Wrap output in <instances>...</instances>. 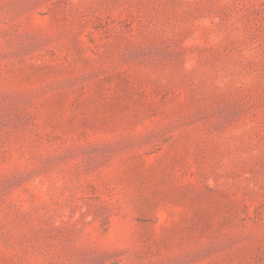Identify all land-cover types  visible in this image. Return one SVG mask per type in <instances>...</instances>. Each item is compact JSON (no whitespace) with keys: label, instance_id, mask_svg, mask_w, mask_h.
<instances>
[{"label":"rangeland","instance_id":"1","mask_svg":"<svg viewBox=\"0 0 264 264\" xmlns=\"http://www.w3.org/2000/svg\"><path fill=\"white\" fill-rule=\"evenodd\" d=\"M0 264H264V0H0Z\"/></svg>","mask_w":264,"mask_h":264}]
</instances>
